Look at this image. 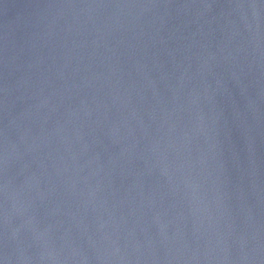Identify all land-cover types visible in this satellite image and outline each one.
Masks as SVG:
<instances>
[{"label": "water", "instance_id": "obj_1", "mask_svg": "<svg viewBox=\"0 0 264 264\" xmlns=\"http://www.w3.org/2000/svg\"><path fill=\"white\" fill-rule=\"evenodd\" d=\"M0 264H264V0H0Z\"/></svg>", "mask_w": 264, "mask_h": 264}]
</instances>
